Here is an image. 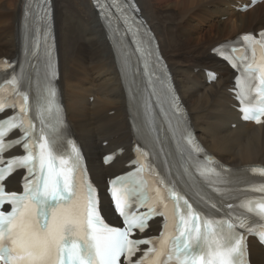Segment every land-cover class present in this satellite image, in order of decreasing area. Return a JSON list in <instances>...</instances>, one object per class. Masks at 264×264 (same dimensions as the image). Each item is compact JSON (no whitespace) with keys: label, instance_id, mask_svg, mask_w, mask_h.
Returning a JSON list of instances; mask_svg holds the SVG:
<instances>
[{"label":"snow or ice","instance_id":"1","mask_svg":"<svg viewBox=\"0 0 264 264\" xmlns=\"http://www.w3.org/2000/svg\"><path fill=\"white\" fill-rule=\"evenodd\" d=\"M96 7L109 26L113 19L110 9L116 8L128 30L135 27L139 31L135 17L128 14L138 10L130 0H96ZM240 39L251 47V59L226 58L233 67L242 68L237 78L242 118L259 125L264 123V33L259 39L252 34ZM136 50L152 54L142 42ZM3 63L11 67L7 61ZM5 85L0 94L9 93L19 102L8 103L0 95V164L6 165L0 166V264H249L247 236L256 235L264 242V183L245 189L262 195L237 197L235 206L225 205L222 199L213 202L200 192L194 194L198 201L194 206L179 180L163 177L142 162L150 155L143 149L135 172L111 181V197L123 227L110 226L101 215L96 190L81 176L80 149L69 141L70 152L58 153L55 134L62 119L51 83L37 105L39 134L29 116V96L18 90L17 77L12 75ZM173 107L179 109L174 96ZM17 108L16 114L4 115ZM177 130L193 160L203 149L179 125ZM17 147L25 154L11 152V158L5 160L4 153ZM194 166L210 185L225 183L224 169L213 166L210 159H194ZM19 169L27 172L22 191L11 190L10 177ZM248 170L264 176V166ZM145 172L157 178L151 187ZM215 190L221 197L225 195L220 187ZM225 206L227 211L220 215ZM156 216L164 217L159 235L137 236L149 229V221ZM144 245L148 247L142 249Z\"/></svg>","mask_w":264,"mask_h":264},{"label":"bare ground","instance_id":"2","mask_svg":"<svg viewBox=\"0 0 264 264\" xmlns=\"http://www.w3.org/2000/svg\"><path fill=\"white\" fill-rule=\"evenodd\" d=\"M136 1L155 34L194 133L209 153L235 169L234 179L245 180L240 168L264 165V123L239 119L229 92L233 72L212 49L250 28H264V2L242 11L241 4L248 0ZM23 4L24 0H0V56L14 54L22 45ZM52 5L57 84L66 121L85 154L90 178L102 193L105 178L126 169L132 141L143 139L144 130L157 129L161 118L173 132L174 117L159 101H149L154 94L131 79L129 58L99 19L92 0H52ZM205 69L217 72L214 82H207ZM116 149L122 153L103 165L101 156ZM19 177L20 173L12 174L8 188L18 189ZM100 206L107 219L114 217L105 194ZM150 228L156 229L157 221ZM248 245L250 263L264 264L262 246L254 239Z\"/></svg>","mask_w":264,"mask_h":264},{"label":"rangeland","instance_id":"3","mask_svg":"<svg viewBox=\"0 0 264 264\" xmlns=\"http://www.w3.org/2000/svg\"><path fill=\"white\" fill-rule=\"evenodd\" d=\"M250 29H255V28H250ZM250 29H248V30H250ZM2 56H5V57H6V56H9V57H10L11 54H10L9 52H7L6 54L4 53V55L2 54L0 57H2Z\"/></svg>","mask_w":264,"mask_h":264}]
</instances>
